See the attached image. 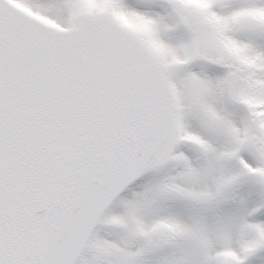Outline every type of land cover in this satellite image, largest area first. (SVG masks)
<instances>
[{
  "label": "snow or ice",
  "instance_id": "snow-or-ice-1",
  "mask_svg": "<svg viewBox=\"0 0 264 264\" xmlns=\"http://www.w3.org/2000/svg\"><path fill=\"white\" fill-rule=\"evenodd\" d=\"M0 264H264V0H0Z\"/></svg>",
  "mask_w": 264,
  "mask_h": 264
}]
</instances>
